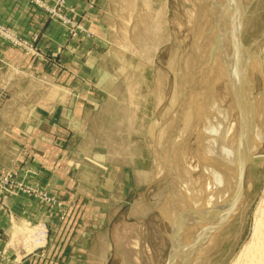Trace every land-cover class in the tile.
I'll return each instance as SVG.
<instances>
[{
  "label": "rangeland",
  "instance_id": "rangeland-1",
  "mask_svg": "<svg viewBox=\"0 0 264 264\" xmlns=\"http://www.w3.org/2000/svg\"><path fill=\"white\" fill-rule=\"evenodd\" d=\"M21 1L68 35L61 50H70L66 63L65 56L41 55L0 22V39L6 43L46 63L53 59L55 66L70 64V88L65 90L70 105L66 119L57 124L71 129L66 159L74 184L70 198L63 200L46 188L30 186L28 175L0 173V205L5 206L7 197L23 194L53 211L55 220L52 225L12 229L0 247V264H232L250 240L263 199L261 119H256V134H248L249 139L253 136L252 149L242 153L250 162L242 185L238 173L231 181L227 199L232 201L225 207L228 211L223 210L226 219L220 228L210 235L215 226L206 224L196 239L187 230L175 233L172 220L174 229L178 219L185 223L188 215L178 211L179 199L189 195L195 201L188 209L199 210L210 186L221 178L219 172L242 155L238 135L244 114L235 109L221 126L225 139L215 161L210 164L209 157L203 167L197 161L205 158L213 112L221 115L241 98L232 88L239 76L235 67L245 65L248 77L253 73L249 85L256 90L254 96L263 91L264 0H105L103 17L95 15L100 37L84 22L85 13L68 0ZM234 38L242 56L246 47L251 50L247 54L259 71L254 65L250 73V63L234 53L236 47L230 48ZM210 51L215 54L206 62ZM223 51L227 58H219ZM230 60L232 76L223 64ZM80 71L86 78L78 81ZM224 187L213 194H226ZM183 234L191 241L184 242Z\"/></svg>",
  "mask_w": 264,
  "mask_h": 264
},
{
  "label": "crops",
  "instance_id": "crops-1",
  "mask_svg": "<svg viewBox=\"0 0 264 264\" xmlns=\"http://www.w3.org/2000/svg\"><path fill=\"white\" fill-rule=\"evenodd\" d=\"M68 4L85 13L84 22L100 37L99 17L95 15H102L106 1L68 0ZM0 22L34 45L41 55L65 56L67 63L69 48L61 52L68 43L67 33L37 8L21 0H1ZM27 52L0 39V173L28 175L30 186L69 199L74 184L70 160L66 159L71 129L57 122L66 119L70 105V95L65 91L70 88V64L55 66L53 59L46 63ZM80 74L78 81L86 78L83 71ZM53 221L54 212H48L37 199L23 194L7 197L5 206L0 205V247L5 246L12 229Z\"/></svg>",
  "mask_w": 264,
  "mask_h": 264
},
{
  "label": "bare ground",
  "instance_id": "bare-ground-1",
  "mask_svg": "<svg viewBox=\"0 0 264 264\" xmlns=\"http://www.w3.org/2000/svg\"><path fill=\"white\" fill-rule=\"evenodd\" d=\"M231 1L233 2V0H231ZM227 2H229V1H227ZM221 4H224V2L222 1ZM229 7H230V5H229ZM239 15H238V17H239ZM238 20H240V19H238ZM238 29H239V27H237V29L235 31H238ZM235 35L236 34H233L234 37H235ZM238 40H239L238 38H236V39L234 38V40H231L229 46H230V48H232V46L236 47V51L234 53H236V55H241L240 47L237 44ZM210 48L213 49L212 46H210ZM245 52H244L243 56L241 55L240 57H244L245 61L250 63V69H252V71H250V73H252L254 71L253 70L254 65L257 66L256 68L258 69L257 61L255 60L256 61L255 62L253 60L252 56L247 54L248 51H247V53H245ZM211 54H215V53L210 51L209 56H206V59H207V60H205L206 62H210V60H211L210 57L213 56ZM222 57L227 58L225 52L221 53V56H219V58H222ZM234 57H233V59H234ZM230 62H231V60L228 61L227 63L223 62V64L225 65L224 69H226L227 72L229 73V75L232 76L234 74V73L230 72V68L232 69V67H228V65H230ZM251 63L253 65H251ZM244 68H245V65L243 67H242V65L235 67V69L237 70L239 76L235 79V83H234L235 85L232 87L234 89V91H235V89L238 91V93L241 95V98L240 99L237 98V100H234V103L231 102L234 105L233 106L231 105L232 107L230 108L229 111L228 110H224V111L221 112V115L218 112H213L214 121H210V123L212 125H210V129L208 131L209 132V134H208V136H209L208 137L209 138V145H207V147H206L207 150H206V153H205V158H204L203 162L201 161L202 159L201 160H197V161H199L198 163H200L199 166H201V167L204 166L205 162L208 161L209 157H210V164H212L213 161H215V157L214 156L218 152V148L221 145V141H224V139H225V137L222 138V135H224V133L222 134V132L220 131V130H222L221 126L226 124L228 121H230L231 116H232L231 111L234 112V110L236 109V110H238V113H240L241 116L244 114L242 116V118H241L242 119L241 120L242 123H240V124H242V127H240L241 129L239 130L240 133L238 135L239 136L238 139H240V137L242 136V150H241V153L245 152L247 149H252V147L250 145L252 143L251 141H252L253 136H252V138L249 139V135L248 134L250 132L253 133L255 131V128H257L256 119L257 120L261 119L262 123H259V124L262 125L261 129L263 128V130H264V88H263V91H261V93L258 95V97H256L257 95L254 96V93H255L256 90L251 85H249V83H251V81L255 80V79L253 80L251 78L254 75L252 73L248 77L247 73H244ZM258 71H259V69H258ZM234 91H229L227 93L234 95L233 94ZM243 111H245V113H243ZM220 117H222V119ZM233 125L234 124H232V126ZM223 127L224 126H222V128ZM232 128L233 127H230V130H232ZM225 132H226V130H225ZM254 134H256V131H255ZM260 140H261V138H260ZM247 142H249L248 145H247ZM257 146H259V145H257ZM245 159H246V153H244V154L242 153V155L239 158V160H238V156H235L234 159L230 160V162H231L230 164H226L224 166V168L221 170V172H219L220 173L219 176H221V178L220 179H216V182H215L216 185L214 184V185L210 186V188L206 192L207 196L205 197V199L203 201H201V203L198 206L199 210H197L196 212L191 213V211L188 209V208L193 207V202L195 201V199H193L192 197H189V195H187V194H184L182 196L183 198L179 199V203L178 204L179 205L182 204V206L179 208L178 211L184 209L185 213L188 215V217L185 219V221H186L185 223H183L181 219H178V223H176V226H177L176 229H174V227H175L174 219L172 220V222H173V226L172 227H173V231L175 233H177L178 230H180L182 233H183V230H187V232H190L191 237L196 238V236H198L199 233H200L197 230L199 228H202V226H205L206 224H210L209 225L210 228H212L211 226H216L217 221L215 222L214 220H215V217L216 218L219 217L221 209L225 210V211H228V209L230 208V207L225 208L226 205H229V203H231V201H232L231 199L229 200V198L227 199V194L229 193V187L231 185V181L234 179V175L236 173H238L239 181H240V183L242 185L243 174L240 173L239 171H240V166L242 165V163H244ZM201 162H202V164H201ZM215 166H216V164H213L211 166L210 176L214 174ZM237 166H238V168H237ZM235 179H236V177H235ZM233 184L235 186H237L239 183L237 184V182H233ZM223 186H225L223 188V191H225L226 194H219V195L218 194H215V195L213 194V193H216L218 188L223 187ZM221 195H223V196H221ZM175 204L176 203H174V205ZM232 204H233V202H232ZM179 205L177 207H179ZM204 208H206V209H204ZM171 209H173V208L171 207ZM174 210H176V209H174ZM222 213H223V216H222L223 219L220 220L221 222H223L226 219L225 216H224L226 214V212H222ZM180 214H181V216L186 217V215L182 214V212ZM191 214H192V216H189ZM170 216H171V213H170ZM178 217H179V215H178ZM194 221H196L200 225L197 226V223H195V225H193ZM212 222H213V225H212ZM188 226H189V228H188ZM212 230L213 229H211V231ZM191 237L186 239V238H184V234H183L182 240L184 242H186V241L190 242L191 241ZM173 240L177 243L176 235H174ZM198 242H199V240H198ZM182 246H184V243H183ZM192 251H193V249H192ZM189 258L192 259V254L189 255ZM174 263L175 264H179V262H174ZM185 263H183V264H185ZM232 264H264V194H263V199L261 200V202L259 204V207H258V209L256 211L255 222H254V225H253V228H252V234H251L250 240L245 245V247L242 249V251H240L237 259Z\"/></svg>",
  "mask_w": 264,
  "mask_h": 264
},
{
  "label": "water",
  "instance_id": "water-1",
  "mask_svg": "<svg viewBox=\"0 0 264 264\" xmlns=\"http://www.w3.org/2000/svg\"><path fill=\"white\" fill-rule=\"evenodd\" d=\"M247 49H248V51H249V53H251L252 54V52H251V50L248 48V47H246ZM248 153V152H247ZM246 157H247V154H246ZM248 158H246L245 159V161H244V163H242V165L240 166V173H242V174H245L246 173V169H247V166H248V164H249V159L247 160ZM222 212H223V210L221 209V211H220V214H219V217L220 216H222ZM219 217H218V219H219ZM215 219H216V217H215ZM221 220V217H220V219H219V221L216 219V221H217V223H216V226H215V228L210 232V235L212 234V233H214L215 231H217L219 228H220V221ZM173 254H175V252L173 251L172 253H171V256L173 255Z\"/></svg>",
  "mask_w": 264,
  "mask_h": 264
}]
</instances>
